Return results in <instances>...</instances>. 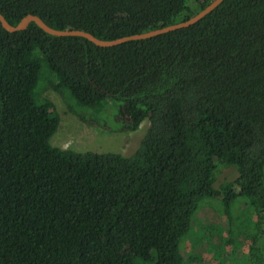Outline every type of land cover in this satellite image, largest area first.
Wrapping results in <instances>:
<instances>
[{
    "label": "trees",
    "instance_id": "16d2710c",
    "mask_svg": "<svg viewBox=\"0 0 264 264\" xmlns=\"http://www.w3.org/2000/svg\"><path fill=\"white\" fill-rule=\"evenodd\" d=\"M211 1L0 0V12L115 39ZM48 88L89 122L148 129L130 154L54 146ZM205 199L220 201L234 252L247 243L233 259L264 264V0H224L188 27L109 47L0 22V264H190L181 242ZM240 206L256 219L241 225Z\"/></svg>",
    "mask_w": 264,
    "mask_h": 264
},
{
    "label": "rangeland",
    "instance_id": "374dc122",
    "mask_svg": "<svg viewBox=\"0 0 264 264\" xmlns=\"http://www.w3.org/2000/svg\"><path fill=\"white\" fill-rule=\"evenodd\" d=\"M44 96L51 100L52 109L56 110L60 115L59 127L50 139L51 144L57 147L78 151H116L130 154L138 146L140 139L144 136L149 126V120L146 118L137 130H117L114 129L115 124L107 120L110 129L82 118L71 109L68 99L62 93L48 88L44 91ZM236 175V167L224 168L219 173L217 184L224 179H233ZM217 184H215L216 187H218ZM214 200L205 199L201 201L200 209L192 218V228L182 239L181 247L183 252L190 264H248L244 258L233 259V257H238L248 252L247 243L244 240L238 251L234 252L236 231H229L227 217L218 208L220 201ZM243 211L244 209L241 206L235 208V217L237 216L236 218H238V215L244 213ZM241 216V225H244L248 220L256 219L254 213L251 214L250 219L244 218L243 215ZM212 225L217 228L219 226L223 227L222 238H219L217 234L214 237H210L208 234L204 236L203 228ZM212 231L213 229L210 230V232ZM203 237L205 243H203ZM229 238L232 241L226 244L224 241ZM219 245L222 246V249H219ZM218 250L220 251L218 252Z\"/></svg>",
    "mask_w": 264,
    "mask_h": 264
},
{
    "label": "water",
    "instance_id": "95a60500",
    "mask_svg": "<svg viewBox=\"0 0 264 264\" xmlns=\"http://www.w3.org/2000/svg\"><path fill=\"white\" fill-rule=\"evenodd\" d=\"M224 0H212L207 6L202 8L199 12H197L195 15L187 18L186 20L169 24L163 27H159L156 29H152L149 31H145L142 33H134L131 35H124L115 39H101L92 34L91 32L82 30V29H56L48 25L40 16L30 13L24 16L17 25L11 24L6 17L0 12V22L2 26L7 29L8 31L14 32L18 30L25 29L27 25L30 22H35L41 29H43L45 32L57 35V36H81L89 41L93 42L94 44L98 46H114L123 42H126L128 40H136V39H145L152 36H156L159 34H163L166 32H170L176 29L185 28L188 27L195 22L199 21L201 18H203L205 15L210 13L212 10H214L216 7H218Z\"/></svg>",
    "mask_w": 264,
    "mask_h": 264
}]
</instances>
